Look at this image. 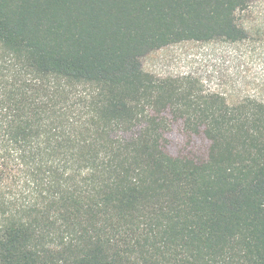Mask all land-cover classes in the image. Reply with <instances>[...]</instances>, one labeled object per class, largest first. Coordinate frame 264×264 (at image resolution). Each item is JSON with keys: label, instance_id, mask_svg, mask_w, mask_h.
Here are the masks:
<instances>
[{"label": "trees", "instance_id": "trees-1", "mask_svg": "<svg viewBox=\"0 0 264 264\" xmlns=\"http://www.w3.org/2000/svg\"><path fill=\"white\" fill-rule=\"evenodd\" d=\"M253 1L0 0V264H264V97L142 68Z\"/></svg>", "mask_w": 264, "mask_h": 264}, {"label": "rangeland", "instance_id": "rangeland-1", "mask_svg": "<svg viewBox=\"0 0 264 264\" xmlns=\"http://www.w3.org/2000/svg\"><path fill=\"white\" fill-rule=\"evenodd\" d=\"M249 37L238 43L223 40L182 41L154 50L142 59V68L156 78H197L204 89L229 100L244 95L264 97V2L255 0L236 12ZM169 120L162 146L173 157L198 158L205 140L186 134L182 123ZM134 133H126L130 138Z\"/></svg>", "mask_w": 264, "mask_h": 264}, {"label": "built area", "instance_id": "built-area-1", "mask_svg": "<svg viewBox=\"0 0 264 264\" xmlns=\"http://www.w3.org/2000/svg\"><path fill=\"white\" fill-rule=\"evenodd\" d=\"M168 46V45H167Z\"/></svg>", "mask_w": 264, "mask_h": 264}]
</instances>
